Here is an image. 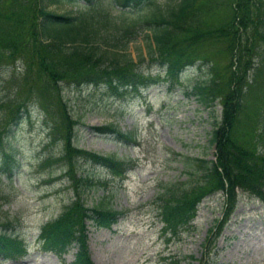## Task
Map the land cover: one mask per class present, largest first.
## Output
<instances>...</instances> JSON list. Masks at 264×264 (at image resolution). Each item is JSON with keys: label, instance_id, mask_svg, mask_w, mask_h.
<instances>
[{"label": "trees", "instance_id": "1", "mask_svg": "<svg viewBox=\"0 0 264 264\" xmlns=\"http://www.w3.org/2000/svg\"><path fill=\"white\" fill-rule=\"evenodd\" d=\"M57 1L0 0V64L19 68L18 62L21 67L13 96L0 107L6 122L16 123L31 103L53 116L49 134L53 138L58 133L62 151L43 163L63 160L73 190L71 201L40 227L37 239L43 251L60 257L75 246L69 264H92L86 221L108 228L116 212L85 205L80 189L91 181L86 175H76V163L78 159L90 161L117 176L133 165L113 154L73 144L77 120L66 109L61 84L102 86L110 96L123 98L157 82L174 83L186 67L206 62L209 80L196 84L193 93L205 106L213 107L216 101L221 105L210 137L215 158L198 159L204 173L189 190L161 192V234L166 240L179 237L195 218L198 204L217 192L224 197L222 219L211 233L229 218L238 190L264 202V0H178L167 5L166 11L155 0H114L120 12L154 7L149 15L129 21L92 0H86L90 3L84 11L57 13L48 8ZM138 27L154 31L151 59L165 68L164 75L142 72L125 53ZM92 130L135 142L133 131H119L112 122ZM12 159L4 153L0 170L10 174L15 167ZM25 253L22 239L0 231L1 259L16 260ZM168 264L195 263L171 259Z\"/></svg>", "mask_w": 264, "mask_h": 264}, {"label": "rangeland", "instance_id": "2", "mask_svg": "<svg viewBox=\"0 0 264 264\" xmlns=\"http://www.w3.org/2000/svg\"><path fill=\"white\" fill-rule=\"evenodd\" d=\"M95 1L110 13L121 14L125 21L149 15L154 8L145 5L120 12L114 0L92 3ZM177 1L155 3L166 11L167 5ZM88 5L85 0H58L48 8L66 13L84 11ZM137 32L134 41L125 45V53L142 72L163 73L160 64L151 59L149 44L154 31L138 27ZM15 65L19 68L0 64V104L17 88L14 81L21 67L18 62ZM208 80L209 65L198 61L174 83L152 85L123 98L110 96L101 86L61 84L66 109L77 120L73 144L133 164L117 176L90 161L78 159L76 163V175H86L91 181L80 189L85 205L97 204L116 212L115 222L108 228L86 221L92 264H168L171 259L196 264H264V203L242 191L220 229L211 233L223 212L224 197L218 192L199 203L195 218L179 237L166 240L161 234V192L189 190L204 173L198 159H214L215 148L209 140L221 105L216 102L213 108L205 107L193 93L196 84ZM26 105L16 123L6 122L0 107V166L4 153L15 163L10 175L0 171V231L22 239L26 250L23 258L0 259V264H69L75 246L58 257L44 252L37 239L41 225L55 218L73 197L66 163H43L60 156L62 141L58 133L53 138L49 134L53 116L36 103ZM108 122L119 131H133L135 142L92 130Z\"/></svg>", "mask_w": 264, "mask_h": 264}]
</instances>
